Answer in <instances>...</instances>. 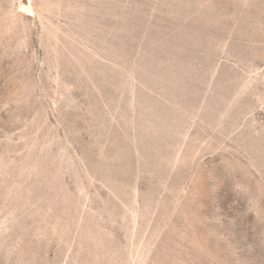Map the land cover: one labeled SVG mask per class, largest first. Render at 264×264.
<instances>
[{
  "label": "rangeland",
  "instance_id": "rangeland-1",
  "mask_svg": "<svg viewBox=\"0 0 264 264\" xmlns=\"http://www.w3.org/2000/svg\"><path fill=\"white\" fill-rule=\"evenodd\" d=\"M0 264H264V0H0Z\"/></svg>",
  "mask_w": 264,
  "mask_h": 264
}]
</instances>
